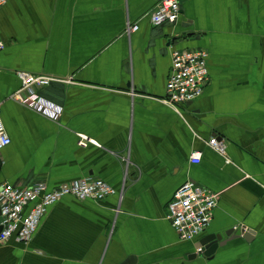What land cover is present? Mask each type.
<instances>
[{"label":"crops","instance_id":"crops-1","mask_svg":"<svg viewBox=\"0 0 264 264\" xmlns=\"http://www.w3.org/2000/svg\"><path fill=\"white\" fill-rule=\"evenodd\" d=\"M159 1L0 7V110L10 138L0 183L53 188L90 177L115 190L101 201L64 196L30 241L0 243V264H264V0H181L177 20L156 26ZM183 49L208 52L209 80L177 112L163 99L171 53ZM17 71L52 79L38 93L62 108L59 120L13 98ZM79 135L99 146H79ZM214 137L224 156L206 144ZM187 180L219 193L210 226L192 241L166 218ZM215 234L225 243L205 256L201 240Z\"/></svg>","mask_w":264,"mask_h":264},{"label":"built area","instance_id":"built-area-1","mask_svg":"<svg viewBox=\"0 0 264 264\" xmlns=\"http://www.w3.org/2000/svg\"><path fill=\"white\" fill-rule=\"evenodd\" d=\"M8 0H0V7ZM181 0H160L150 13V22L159 25L165 22L174 23L180 12ZM138 29L136 24H128L127 32ZM3 44L0 42V50ZM208 52L204 49L174 50L171 53V69L166 82V96L163 102L179 112L178 106L192 102L201 96L208 83L206 65ZM20 87L13 98L22 105L57 121L62 108L41 97L38 89L47 85L52 79L45 75H36L26 71H17ZM10 144L1 118L0 110V151ZM99 146L97 142L84 135H79L78 145ZM206 144L221 155H225L223 142L215 137ZM201 152L194 151L190 155V163L200 162ZM115 190L106 182L90 177L73 180L48 188L45 182H36L29 186H19L8 182L0 183V243L13 238L19 243L31 240L41 218L49 206L63 198L73 196L83 201L91 199L101 201L114 194ZM219 193L202 187L191 180L180 185L167 205L166 218L182 241H192L210 226ZM27 208V210H25ZM201 251V248H198Z\"/></svg>","mask_w":264,"mask_h":264},{"label":"water","instance_id":"water-1","mask_svg":"<svg viewBox=\"0 0 264 264\" xmlns=\"http://www.w3.org/2000/svg\"><path fill=\"white\" fill-rule=\"evenodd\" d=\"M0 221H1V217H0ZM0 231H1V226H0ZM241 231L243 233L244 238H246L247 235L252 233L251 230H244V228L241 229ZM232 233H234V230L230 229L227 232H225V236L229 238L232 235ZM223 243L225 242L221 234L209 235L205 237L203 240H201V244L204 245L203 254L205 256H210L212 253L215 252L217 247L222 245Z\"/></svg>","mask_w":264,"mask_h":264}]
</instances>
